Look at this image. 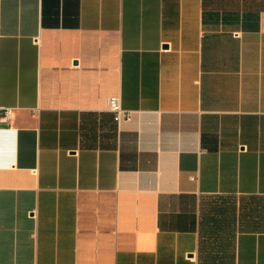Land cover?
<instances>
[{
  "label": "crops",
  "instance_id": "1",
  "mask_svg": "<svg viewBox=\"0 0 264 264\" xmlns=\"http://www.w3.org/2000/svg\"><path fill=\"white\" fill-rule=\"evenodd\" d=\"M0 106V264H264V0H0Z\"/></svg>",
  "mask_w": 264,
  "mask_h": 264
},
{
  "label": "built area",
  "instance_id": "2",
  "mask_svg": "<svg viewBox=\"0 0 264 264\" xmlns=\"http://www.w3.org/2000/svg\"><path fill=\"white\" fill-rule=\"evenodd\" d=\"M108 109L114 113L118 122L132 117V111L123 106L120 94L108 98ZM13 110V107L0 106V130L2 129V122L9 123L11 121Z\"/></svg>",
  "mask_w": 264,
  "mask_h": 264
}]
</instances>
